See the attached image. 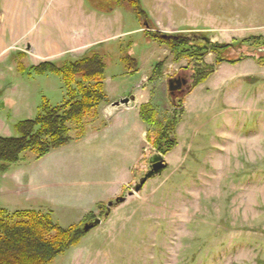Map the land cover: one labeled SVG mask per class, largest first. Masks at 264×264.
Returning <instances> with one entry per match:
<instances>
[{
    "label": "rangeland",
    "instance_id": "1",
    "mask_svg": "<svg viewBox=\"0 0 264 264\" xmlns=\"http://www.w3.org/2000/svg\"><path fill=\"white\" fill-rule=\"evenodd\" d=\"M140 3L154 32L201 33L218 44L264 38V0ZM98 4L0 0V137H15L14 126L34 119L44 101L55 107L65 100L61 79L29 75L31 66L93 52L105 64L107 107L137 94L138 101L148 97L159 117L176 114L174 147L161 154L167 168L127 197L157 153L147 140L141 143L130 184L118 195L126 201L105 217V205L118 197L104 195L121 178L113 170L124 163L119 155L111 157L97 141H72L38 160L26 152L0 172V208L50 214L62 228L83 227L88 214L103 220L52 264H264V66L251 58L222 63L204 83L187 91L189 81L172 100L167 82L191 77L189 62L169 58L155 76V64L168 57L166 47L144 36L143 23L126 4ZM247 52L264 54V48L251 52L235 45L225 56ZM48 53L51 58L41 61ZM125 54L138 61L136 72L127 71ZM214 59L209 53L202 60L209 66ZM97 124H103L99 117L86 134ZM86 208L91 211L84 214Z\"/></svg>",
    "mask_w": 264,
    "mask_h": 264
},
{
    "label": "trees",
    "instance_id": "2",
    "mask_svg": "<svg viewBox=\"0 0 264 264\" xmlns=\"http://www.w3.org/2000/svg\"><path fill=\"white\" fill-rule=\"evenodd\" d=\"M98 5L103 3L119 6L126 4L137 19L143 23L142 33L150 41L165 46L168 57L155 64L153 74L161 73L164 62L170 58L173 63L182 60L191 67L192 88L204 83L214 73L215 67L228 63H240L251 58L258 65L264 66V54L251 55L248 52L237 58L229 59L225 55L235 45L246 47L251 52L264 48L263 37H248L238 40L237 44L211 43L201 33H176L162 38V33L152 30L148 14L143 10L140 0H94ZM215 55L214 63H203L205 55ZM127 71L134 73L138 61L128 54L121 58ZM22 71L23 68L19 66ZM105 64L100 55L89 52L72 62L56 65L41 62L30 67L29 75H56L61 79L65 100L63 104L51 107L44 101L32 120L18 122L14 129L15 137H0V172H6L10 166L21 161L22 154L29 152L35 159H40L52 150L67 146L72 141L85 137L87 127L94 124L102 106L109 103L104 92ZM177 107H181L179 104ZM139 115L145 126L146 140L152 144L157 153H169L175 144L174 129L177 116L165 114L158 116L151 102L139 107ZM74 135L71 137L70 132ZM103 205H98L99 207ZM86 220H92L88 214ZM81 224L62 228L55 224L50 214L35 210L9 213L0 208V264H52L55 258L69 248L77 245L85 236Z\"/></svg>",
    "mask_w": 264,
    "mask_h": 264
},
{
    "label": "crops",
    "instance_id": "3",
    "mask_svg": "<svg viewBox=\"0 0 264 264\" xmlns=\"http://www.w3.org/2000/svg\"><path fill=\"white\" fill-rule=\"evenodd\" d=\"M23 54L25 55L26 53L24 52ZM49 58H51L49 53L42 55L41 61ZM248 60L249 59H247V61ZM243 76L245 77V75ZM141 96L142 95L136 94L133 101H131L129 106L125 108L113 107V102L110 107H107L106 105L102 106L99 113V123L103 124H97L98 126L95 131H89L83 139L79 140V142L82 141L85 143L90 141L94 143L97 141L98 146H101L108 155L111 157L119 155L121 162H124L120 169L116 166L113 167V170H120L121 178L111 188L109 186L108 192L104 195V198L107 200L118 196L122 190L128 187L132 176L131 170H133L141 159L142 153L139 154V150L141 149V143H146V126L140 118L139 107L148 102V97H145L146 99L142 101H138V98ZM121 138H125L127 141H120ZM96 200L97 199L93 200V202H102ZM45 203L49 204L46 200ZM94 204L95 203H92L91 205ZM89 208L84 209L83 213L87 214L90 212L91 210Z\"/></svg>",
    "mask_w": 264,
    "mask_h": 264
},
{
    "label": "water",
    "instance_id": "4",
    "mask_svg": "<svg viewBox=\"0 0 264 264\" xmlns=\"http://www.w3.org/2000/svg\"><path fill=\"white\" fill-rule=\"evenodd\" d=\"M163 39H167L168 35L163 34L162 35ZM168 91L171 94V92L181 89V86H185L187 88V81L185 79H178L177 77L171 78L168 80ZM191 86H189L186 90L190 91ZM133 97L131 98H124L119 101H116L112 104L113 107H121V106H127L131 101H133ZM167 168V163L165 162L164 158L162 157L161 154L155 153L152 154L148 158V170L141 176L137 182L135 183L132 191H129L127 193V197H132L136 193H139L145 184L146 181L149 179L155 178L160 176L163 171ZM126 201V197L124 196H118L113 200H110L107 202L106 206V212H105V217L108 216L109 211L112 207L118 206L123 204ZM101 223H103V220L100 218H95L93 220H90L88 223H85L84 226L82 227L83 232H88L89 230L93 229L94 227L99 226Z\"/></svg>",
    "mask_w": 264,
    "mask_h": 264
},
{
    "label": "flooded vegetation",
    "instance_id": "5",
    "mask_svg": "<svg viewBox=\"0 0 264 264\" xmlns=\"http://www.w3.org/2000/svg\"><path fill=\"white\" fill-rule=\"evenodd\" d=\"M178 79H185L186 81H187V83H189L190 84V82L189 81H191V77L190 76H187V75H178V76H176ZM185 89V86H181V89H178V90H175V91H173V92H171V94H170V96H171V99L173 100L175 97H177V96H181V93L183 92V90Z\"/></svg>",
    "mask_w": 264,
    "mask_h": 264
}]
</instances>
